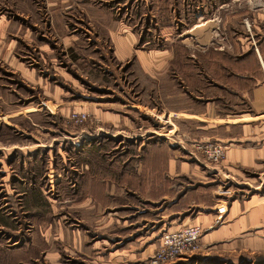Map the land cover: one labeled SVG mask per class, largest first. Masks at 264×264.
Instances as JSON below:
<instances>
[{
  "label": "rangeland",
  "instance_id": "rangeland-1",
  "mask_svg": "<svg viewBox=\"0 0 264 264\" xmlns=\"http://www.w3.org/2000/svg\"><path fill=\"white\" fill-rule=\"evenodd\" d=\"M182 9L176 0H0V264H148L164 230L205 214L212 220L199 222V248L184 264H264V221H237L264 195L263 169L195 153L205 123L165 122L139 63L163 48L204 57L190 55L206 40L188 33ZM208 25V47L255 31L249 19L227 24L226 38ZM115 33L133 36L126 57ZM182 73L170 70L178 86ZM154 132L163 135L143 140ZM171 160L186 170L171 172ZM234 201L241 209L230 214Z\"/></svg>",
  "mask_w": 264,
  "mask_h": 264
},
{
  "label": "crops",
  "instance_id": "crops-1",
  "mask_svg": "<svg viewBox=\"0 0 264 264\" xmlns=\"http://www.w3.org/2000/svg\"><path fill=\"white\" fill-rule=\"evenodd\" d=\"M176 1L178 8L184 7L181 17L190 24L188 33L191 35L190 31L193 30L195 40L199 41L202 38L206 41L196 45L197 50L201 51L194 50L190 54L204 56L195 63L189 58L187 60L185 57L177 58L173 55L175 50L172 53L164 48L156 50L153 55H138L143 74L150 81L155 82L156 96L163 99L161 100L163 112L168 115L165 122L170 123L169 115L173 114L176 118L185 116L196 122L205 123L204 127L196 128L194 136L199 137L198 141H215L224 146L223 167L228 169L255 167L263 169L264 172V0ZM164 16L166 14L161 17ZM238 19L239 21L249 19L255 31L250 36L237 37L236 40L239 42L234 46L208 47L211 33L205 32L206 25H220L221 31H215L216 36L226 38L225 26L233 24ZM166 33L170 32L166 30ZM212 36L214 38L213 33ZM113 38L117 43L118 57L129 55L133 36L128 34L119 36L115 33ZM185 51L187 50H183ZM171 69L179 73L182 70L187 71L188 76L182 73L187 83L178 86L175 83L176 79L170 75ZM141 111L152 114L153 110L141 108ZM163 114H157V117H163ZM125 123L130 126V123ZM171 124L174 123L171 121ZM154 134L156 135L143 140L146 142L163 135L160 132ZM138 137L143 136L141 134ZM144 141L142 144L145 143ZM182 164L176 165V162L171 160L169 169L174 172L173 169L177 166L181 170H186L187 167L184 166L186 163L182 162ZM214 170L218 174L219 170L217 168ZM250 202L256 203L250 207L251 209L247 208L250 211L237 220L239 223L245 222L243 217H247V220L252 222L264 221V195L261 196V200L252 196L244 208ZM240 209V204L234 201L229 212L236 214ZM196 220L197 225H200L201 221L200 223L205 226L212 217L205 214L197 217ZM180 226H171L166 230H176L185 225ZM191 256L180 257L171 264H184Z\"/></svg>",
  "mask_w": 264,
  "mask_h": 264
},
{
  "label": "built area",
  "instance_id": "built-area-1",
  "mask_svg": "<svg viewBox=\"0 0 264 264\" xmlns=\"http://www.w3.org/2000/svg\"><path fill=\"white\" fill-rule=\"evenodd\" d=\"M72 118L76 122H82L86 115L83 112H75ZM195 153L204 156L211 163H217L225 157L224 146L215 141H195ZM221 217L224 207H219ZM203 227L197 224L185 225L176 230L163 231L159 239L158 247L149 259L148 264H171L178 258L192 255L199 248V240Z\"/></svg>",
  "mask_w": 264,
  "mask_h": 264
}]
</instances>
